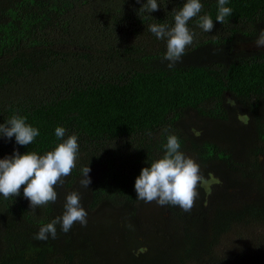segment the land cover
<instances>
[{
  "label": "trees",
  "instance_id": "trees-1",
  "mask_svg": "<svg viewBox=\"0 0 264 264\" xmlns=\"http://www.w3.org/2000/svg\"><path fill=\"white\" fill-rule=\"evenodd\" d=\"M0 0V124L13 115L39 130L14 150L45 154L75 134L76 167L57 200L33 212L0 195V264H264V0H200L188 22L193 43L173 68L166 40L149 25L174 26L186 0ZM211 16L214 28L197 26ZM163 129H168L163 133ZM167 135L193 159L202 182L190 212L137 199L142 168L164 155ZM90 167L83 188L81 169ZM78 192L87 225L34 239ZM146 249V251H141Z\"/></svg>",
  "mask_w": 264,
  "mask_h": 264
},
{
  "label": "clouds",
  "instance_id": "clouds-1",
  "mask_svg": "<svg viewBox=\"0 0 264 264\" xmlns=\"http://www.w3.org/2000/svg\"><path fill=\"white\" fill-rule=\"evenodd\" d=\"M141 0H136L140 3ZM228 0H218V13L216 22L223 24L225 18L232 14V9L226 7ZM160 5L157 0H147L139 9L140 12L153 13L158 11ZM203 8L200 0H186L178 11L173 10L174 26L153 23L149 31L157 39L166 40V54L163 59L169 61L171 69L181 60L185 50L193 43L194 33L188 28V22L197 17ZM197 26L205 32H211L214 23L210 15L199 16ZM256 46L264 47V30H260L255 41ZM66 130L56 127L55 136L62 142L53 150L43 155L36 152H27L23 155L14 150L11 156L0 159V195L5 199L20 196L23 186V198L29 201L30 209L35 212L39 207L57 200L56 186H62L64 178L71 175L76 167L79 144L78 137L73 134L64 139ZM168 129H163L167 133ZM0 136L15 142L20 146H28L39 136V130L26 123V118L13 115L4 124H0ZM164 155L144 167L136 178L134 190L137 199L145 203L155 202L159 206H177L184 212H190L199 195L197 189L202 182L199 165L191 158H187L181 151V144L175 135H167L164 145ZM90 167L81 169L83 179L80 184L88 188L91 184L89 178ZM62 216H58L50 223L43 225L34 236V239L46 241L49 236L56 238V225L67 233L74 223L82 227L87 225V211L81 206L78 192H71L66 196ZM141 251H146L142 249Z\"/></svg>",
  "mask_w": 264,
  "mask_h": 264
},
{
  "label": "rangeland",
  "instance_id": "rangeland-1",
  "mask_svg": "<svg viewBox=\"0 0 264 264\" xmlns=\"http://www.w3.org/2000/svg\"><path fill=\"white\" fill-rule=\"evenodd\" d=\"M257 47V46H256ZM259 48H263V47H259Z\"/></svg>",
  "mask_w": 264,
  "mask_h": 264
}]
</instances>
